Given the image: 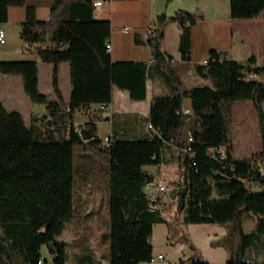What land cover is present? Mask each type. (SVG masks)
I'll return each instance as SVG.
<instances>
[{
  "label": "trees",
  "instance_id": "trees-1",
  "mask_svg": "<svg viewBox=\"0 0 264 264\" xmlns=\"http://www.w3.org/2000/svg\"><path fill=\"white\" fill-rule=\"evenodd\" d=\"M23 4L0 0V24L7 21L10 7ZM263 10L264 0H229L233 19L256 18ZM93 11L87 0H54L49 17L38 20L28 8L19 37L21 55L31 58L0 61L1 74L20 76L29 101L46 106L44 115L25 124L20 112L0 103V264H44L43 246L54 257L53 264H65L66 247L56 237L74 217L78 188L100 182L108 194L106 261L150 262L153 225L165 219L145 192L152 183L147 167L160 163L165 144L178 149L175 191L180 196L186 189L184 205L177 203L182 223L223 227L224 237L211 246L226 249L228 264H264V144L260 160L236 158L227 127L234 103L249 100L264 139V66L254 56L238 62L211 50L205 63L192 65L205 83L187 86L180 65L163 50L164 14L146 33L152 60L113 62L106 49L110 23L95 19ZM203 19L201 13L185 10L171 17L181 32L183 62L189 58L190 29ZM38 61L52 66L53 100L38 89ZM62 63L69 65L67 101L58 82ZM154 74L162 75L167 94L151 98L146 136L112 133L104 144L97 119L76 123L81 110L104 112L113 87L133 101L144 100ZM185 100L191 105L188 113ZM249 218H255L254 227L246 231L243 224ZM191 249L189 264H208ZM78 262L96 264L92 255Z\"/></svg>",
  "mask_w": 264,
  "mask_h": 264
},
{
  "label": "crops",
  "instance_id": "crops-1",
  "mask_svg": "<svg viewBox=\"0 0 264 264\" xmlns=\"http://www.w3.org/2000/svg\"><path fill=\"white\" fill-rule=\"evenodd\" d=\"M54 0H24L21 6H12L8 10V19L1 23L3 29L14 25L20 27V23L27 17V9L34 11L38 20L49 17L50 9ZM94 4L103 1L100 6H94L93 17L98 20L108 21L111 27L109 51L113 62H143L148 63L151 57V48L145 43L146 33L152 21L160 14H164V37L162 41L163 50L166 55L180 61L181 77L190 75L192 81L197 80L192 70V65L203 64V61L211 50L224 54L227 58L238 62H245L254 56L260 66H264V10L256 18L239 20L230 17L229 0H194L188 3L186 0H87ZM178 10L199 12L204 19L196 22L190 29V53L187 62L180 60L179 39L180 29L171 17ZM20 30V28H19ZM5 31V30H4ZM15 52L8 48H0V61L18 60L11 58ZM20 54V49L16 50ZM19 55V56H20ZM31 58V57H24ZM38 66V89L43 82L45 94L50 100L54 99L51 87L52 66L46 65V70L41 74V65ZM58 82L63 98L67 101L71 93L69 77V65L62 63L58 67ZM184 77L182 81L184 82ZM147 82V96L142 101L131 103L123 92L115 99L112 89V101L107 111L97 112L94 109L81 110L76 113L77 124L92 119L96 120V127L103 132V136L112 133H120L131 137H143L148 134L146 118L148 117L151 98L154 95L167 94V90L159 76L155 74ZM62 79V84H61ZM22 84V79L17 82ZM9 81H7V84ZM11 83V82H10ZM195 85V84H193ZM23 86V84H22ZM192 86V85H191ZM127 96V97H126ZM129 98V97H128ZM29 100V99H28ZM5 107L4 103L0 101ZM186 108H191L190 102L185 100ZM25 116L21 113L25 124L32 117H39L46 112V106L41 105L38 110H33V105ZM6 108V107H5ZM7 109V108H6ZM8 110V109H7ZM102 136V137H103ZM179 168L178 149L171 144H165L160 163L147 167L152 177V187L145 190L146 193L153 192L154 185L166 187L165 193L158 194V203L161 206L164 222L153 225L150 242L153 248V259L141 264H189L187 259L192 254L191 247L195 252L208 262V264H228V254L223 247H212L211 241L224 237L225 229L212 224H183L181 214L177 212V204L171 201L175 192L177 171ZM156 181L157 183H153ZM255 218H249L244 222V229L251 230L254 227ZM154 237L159 244L154 249ZM162 256V259H158Z\"/></svg>",
  "mask_w": 264,
  "mask_h": 264
},
{
  "label": "rangeland",
  "instance_id": "rangeland-1",
  "mask_svg": "<svg viewBox=\"0 0 264 264\" xmlns=\"http://www.w3.org/2000/svg\"><path fill=\"white\" fill-rule=\"evenodd\" d=\"M186 1L188 3H192L194 0ZM3 30H5L6 44L2 47L15 52L12 54L11 58L23 59L20 54L16 53V50L20 49L21 44L19 28L8 24ZM39 63L41 65L40 71L42 74L44 70H46V65L49 64L42 63L40 61ZM175 65H180V61L175 60ZM156 75L159 77L162 76L161 74H155V76ZM196 77L197 80L192 81L190 79V75L186 74L184 77V83L187 86H191L193 84L202 85L205 83L201 78L198 76ZM17 79H21V77L0 73V101L4 103L8 110H20V112L25 116L30 110H32L30 105H33V110H38L39 107H41V104H34L28 100V97L24 93L23 86L20 83L21 80L17 82ZM7 81H9L8 84ZM40 88L41 93H43L46 90L45 88H48V85L46 86L43 82H41ZM113 90L115 99L119 98L117 95L119 92H123L117 87H113ZM123 93L126 95L125 91ZM127 99L131 103H135V101L130 98L127 97ZM227 120L228 135L231 139L233 156L242 159H248L256 156L257 161L260 160L264 139L251 101L243 100L235 102ZM97 134L100 138H102L103 132H101L99 128L97 130ZM106 165L107 160H105V167ZM260 167L264 170L263 161H260ZM101 173L103 178L104 170H102ZM153 183L155 184L157 182L154 181ZM150 187L152 186L148 185L145 190H149ZM75 201L76 212L73 219L65 224L63 233L56 237L57 242L65 244L67 254L65 264H79L78 260L85 255H92L96 264H108L106 256L109 250V241H103L104 235L108 233L109 221L106 184L100 182L96 186L93 185L78 188ZM245 229H247V227H245ZM156 246L164 247L165 243L162 245L159 244L154 237V249H156ZM41 252L42 259L46 260L44 264H53L54 257L48 254L44 246L42 247Z\"/></svg>",
  "mask_w": 264,
  "mask_h": 264
},
{
  "label": "built area",
  "instance_id": "built-area-1",
  "mask_svg": "<svg viewBox=\"0 0 264 264\" xmlns=\"http://www.w3.org/2000/svg\"><path fill=\"white\" fill-rule=\"evenodd\" d=\"M103 3V1H96L93 5L94 6H100L101 4ZM6 44V36H5V32L4 30L2 29L1 25H0V48L2 46H4ZM106 49L108 51L111 50V45H106ZM206 59H207V55L203 61V63L206 62ZM150 60H152V57H150ZM102 110L104 111H107V108H102ZM189 110L187 108H184V113H188ZM148 128H150V126L148 125ZM108 140L107 138H105V136H103V143L104 144H107ZM152 185V183L150 184ZM166 192V187L165 186H162V185H154V188H153V192L151 194H149V199L151 202H154L157 204V206L161 209V206L159 205L158 203V194L159 193H165ZM171 201L175 204H177L179 202V194H178V191L176 190L172 197H171ZM158 259H162V256H158Z\"/></svg>",
  "mask_w": 264,
  "mask_h": 264
},
{
  "label": "water",
  "instance_id": "water-1",
  "mask_svg": "<svg viewBox=\"0 0 264 264\" xmlns=\"http://www.w3.org/2000/svg\"><path fill=\"white\" fill-rule=\"evenodd\" d=\"M185 192H186V189L183 188L181 193H180V196H179V204H180L181 207L184 205Z\"/></svg>",
  "mask_w": 264,
  "mask_h": 264
},
{
  "label": "bare ground",
  "instance_id": "bare-ground-1",
  "mask_svg": "<svg viewBox=\"0 0 264 264\" xmlns=\"http://www.w3.org/2000/svg\"><path fill=\"white\" fill-rule=\"evenodd\" d=\"M105 138H107V137L105 136ZM107 140H108V138H107Z\"/></svg>",
  "mask_w": 264,
  "mask_h": 264
}]
</instances>
